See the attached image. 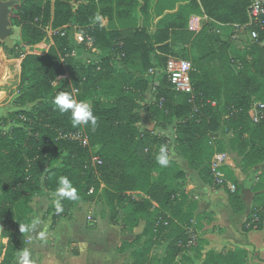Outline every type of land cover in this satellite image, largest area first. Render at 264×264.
Masks as SVG:
<instances>
[{
  "label": "trees",
  "instance_id": "1",
  "mask_svg": "<svg viewBox=\"0 0 264 264\" xmlns=\"http://www.w3.org/2000/svg\"><path fill=\"white\" fill-rule=\"evenodd\" d=\"M162 1L20 0L15 18L20 40L13 50L6 51L11 57L18 45L28 51L21 66L16 101L20 111L13 114L15 126L9 132L0 129V223L9 240L2 264H15L21 237L27 231L22 233L20 225H32L34 200L45 191L55 194L62 176L70 179L80 198L65 199L61 213L51 200L45 218L51 216L54 223L71 218L80 202H89L101 193L114 224L135 230L143 220L152 237L160 233L158 226L173 235L163 264H177L178 256L193 260L191 255L200 251V241L196 248L185 245L187 229L195 227L198 204L191 197L189 176L180 163L171 159L167 167H161L156 162L160 147H174L177 156L197 171L209 167L216 152H226L212 145V139L223 132L235 138L230 151L241 158L243 171L264 162V123L255 126L250 117L252 107L264 102V30L255 28L260 39L242 44V54L214 31L219 24L233 29L232 36L251 37L249 30L233 28L249 22L251 0H171L169 16H163ZM61 29L65 36L57 32ZM81 32L93 38L99 54L76 44L73 35ZM179 45L189 47L194 57L180 56L176 52ZM74 48L77 57L92 56L85 67L75 65ZM171 58L192 62L194 103L189 102L190 96L177 93L166 75L148 74L151 69L161 72ZM119 65H123L120 70ZM130 67L139 75H130ZM84 74V86L76 99L93 102L98 96L99 102L92 106L98 118L95 128L74 127L70 114H60L53 103L61 91L73 94ZM65 76L69 80L60 81ZM151 84L158 86L150 119L156 127L174 130V139L139 126L137 95H145ZM161 115L168 119L164 126L157 125ZM82 130L89 148L63 138ZM92 156H98L102 164L93 166ZM224 172L237 185L233 172L226 168ZM228 192L233 213H242L245 206L239 187ZM253 192L254 209L245 232L264 225V174ZM255 215L258 222L252 219ZM153 239L138 249L140 237L135 238L122 243L118 251L124 254L129 247L134 264H146L155 245ZM247 259L248 252L243 249L209 251L202 264H247Z\"/></svg>",
  "mask_w": 264,
  "mask_h": 264
},
{
  "label": "crops",
  "instance_id": "2",
  "mask_svg": "<svg viewBox=\"0 0 264 264\" xmlns=\"http://www.w3.org/2000/svg\"><path fill=\"white\" fill-rule=\"evenodd\" d=\"M150 121L156 127L155 122L151 119H147L146 124ZM177 158L183 163L180 164L182 169L188 173L189 191L192 199L198 204L194 222L199 234L200 251L193 252L191 255L195 261L194 264H201L200 261H196V257L200 255L204 259L209 251L230 252L236 249L248 252L247 264H264V225L260 230L244 231L254 209L255 193L253 190L259 182V177L264 174V162L250 170L243 171L241 158L233 155L225 167L233 172L237 181L236 187L238 186L241 191L245 206L242 213L234 214L228 201V189L213 184L208 165L196 171L190 169L186 161L178 156ZM48 194L49 192L45 191L42 196L34 200L32 222L39 219L40 223L31 230L27 229L25 235L21 237V246L15 256V264H18L23 249L30 251L34 264H84L81 261L85 248H87L84 239L79 240V253L71 252V243L77 242L73 240L77 231L76 219L63 218L54 223L51 216L45 218V213L51 204L50 199L46 196ZM117 227L120 230L121 226ZM121 229L124 232L120 235L122 242H131L133 239L127 236L128 232L125 233L123 226ZM3 230L4 225L0 223L1 258H4L9 242L8 238L3 236ZM62 242L66 243L64 248ZM123 256L120 255L117 259L119 264L123 262Z\"/></svg>",
  "mask_w": 264,
  "mask_h": 264
},
{
  "label": "rangeland",
  "instance_id": "3",
  "mask_svg": "<svg viewBox=\"0 0 264 264\" xmlns=\"http://www.w3.org/2000/svg\"><path fill=\"white\" fill-rule=\"evenodd\" d=\"M171 0H163L160 3V7L162 9H166L163 16H169V2ZM16 10H14L12 14V27L14 29L13 38L16 39V41L20 40V27L16 26L15 18L16 16ZM214 31L216 35L222 39V41H228L230 44L236 48H231L234 51H236L239 54H242L243 51V45H248L249 42L253 41L252 38L245 34L242 39H234L233 38V29L231 28H218L214 27ZM219 31V32H217ZM74 38L76 39V33H74ZM220 45L216 44L215 48L219 49ZM264 47V46H263ZM75 49V48H74ZM28 51V49L22 48V46H17L14 57L8 56L6 47L4 44L0 42V81H4L5 84L0 88V93L3 95L2 98H0V129L9 132L11 131L15 126V118L13 117V114L20 111V108L16 105V101L19 96L18 92V86L20 83V75L22 72L21 66L25 58V53ZM176 52L180 56L190 55L191 58L194 57V54L191 52L190 48L187 46L179 45L176 47ZM19 55V56H18ZM76 60V66L78 67H85V65L90 63L92 60V56L89 55H80L77 57H74ZM185 60V59H183ZM123 67V65H119V70ZM133 68H129L128 72L130 75L138 76L139 73ZM68 81L69 76H65L60 81ZM84 80H85V74L80 77V82L74 86L73 95L75 98H78L81 94V88L84 86ZM103 85H106V83H103ZM165 90L169 91L168 85H165ZM154 92L148 91L145 95H137V99L140 101L139 104V113L140 116L146 117L148 120H150V116L152 112H155V110L152 108L154 104V100L156 99ZM154 96V99H153ZM99 102V98L96 95L95 99H93L94 105ZM92 101H88L91 106H93ZM159 116V115H158ZM161 120L159 119V122L157 125L164 126L168 123V119H165L164 116L161 115ZM146 119V120H147ZM156 124V123H155ZM147 129L153 130L154 133L158 134L159 136H165L170 138H175L176 134L175 131L169 130H163L162 127H155L154 124L150 121L147 122L145 126H143ZM79 132V131H76ZM73 132V133H76ZM233 138L231 135H226L223 132H219L216 137L212 139L213 141V147H216L217 150H225L230 157L233 156L232 152L230 151V142ZM238 144V143H237ZM169 148V145H168ZM170 150V151H169ZM170 152V160H174L179 162L181 165L183 164L182 161H180L176 156V151L174 150V147L170 146V149H168ZM182 167V166H181ZM188 187V186H187ZM189 190V187H188ZM55 194L49 193L46 195L50 201L54 200L56 197ZM134 197L140 198L137 194H131ZM72 217L75 218L76 221V228L77 231L75 233L76 237L73 238V240H76L77 242L71 243V252L72 253H79L80 250V242L82 239L86 242L87 245H85L87 248H85L84 255L81 259L82 263L84 264H119L117 262V259L120 255L123 256V262L120 264H134L135 258L131 256L132 250L129 247H126V252L124 254L119 253L118 248L122 245V240L120 239V235H122L124 232L121 229L123 224L113 223V214L111 213V210L109 206L107 205L106 198L100 193L96 196H94L89 202H80L79 205L74 209L72 212ZM89 217H92L89 219ZM132 222V221H131ZM120 225V230L117 227ZM146 222L141 220L139 223L138 228L135 230H132L131 228L124 229L127 233V236L130 237V239H135L140 237V244L137 246L139 249L140 247H143V244L145 241L152 239V242L155 244L151 247V252L149 256L147 257V263L146 264H163L164 262L167 263L168 257H169V250L171 243L174 239L173 235L170 233H167L161 229V227H157L158 232L153 237L150 234V231L146 230ZM152 237V238H151ZM60 240H62L60 238ZM132 240V241H133ZM63 248L66 243L62 242ZM73 245V246H72ZM196 248V247H195ZM124 249V250H125ZM66 250V249H65ZM64 251V249H63ZM0 254L2 252L0 251ZM79 261V260H78ZM85 261H88V263H85ZM188 261L190 260L184 256H178L176 259L177 264H188ZM196 261H200L201 264L204 261L203 258H201L200 255L196 257Z\"/></svg>",
  "mask_w": 264,
  "mask_h": 264
},
{
  "label": "built area",
  "instance_id": "4",
  "mask_svg": "<svg viewBox=\"0 0 264 264\" xmlns=\"http://www.w3.org/2000/svg\"><path fill=\"white\" fill-rule=\"evenodd\" d=\"M248 15H249V22L245 25H233V28L236 30H249L251 38L255 41L260 39V32L255 30V28H260L264 30V19L261 17L264 16V0H251L250 6L248 9ZM218 28H224L225 26L216 24ZM197 30H200V28H197ZM59 34L61 33L62 36L66 35V31L64 30H58ZM219 32V31H217ZM52 34V32H50ZM77 38L75 39V42L78 46H83L84 50L86 52H91L93 54H99L98 48L95 46L93 38L84 33H76ZM234 39H242V35H234ZM262 46H264V41L262 42ZM77 50L72 49L71 50V56L76 57ZM193 70V64L191 61L183 60L181 58H171L164 69L156 73L154 69L149 70L148 74L150 76H161L166 75L167 80L172 86V88L179 94H183L186 96H190V103H194V88L192 84L191 79V73ZM64 78V77H63ZM59 83L56 82L55 85H58ZM157 84L150 85V91L154 92L156 91ZM154 94V93H152ZM154 99V96H153ZM156 102V99L154 100V103ZM212 106H215L216 103H211ZM195 112H198V108L194 109ZM250 117L253 125L258 126L261 123H264V102H258L256 103L251 111H250ZM146 117H141V122L139 124L140 127L145 128L143 126L146 125ZM63 138H67L73 141H77L80 143L82 147L89 148L90 143L88 140V137L86 136L85 132L79 131L76 133H71L69 135L63 136ZM231 160L230 155L227 152H216L214 156L212 157L210 163H209V170L212 174L213 184L215 186L219 187H225L230 192L234 193L237 190V187L234 183L229 181L226 177V174L224 172L225 167L229 164ZM102 164V160L98 156H92V165L93 166H99ZM94 190L92 189L90 191V194H93ZM92 217H89L91 219ZM254 222H258L259 218L255 216L252 217ZM199 234L198 231L194 226L187 229V242L186 247L188 249L195 248L199 245ZM3 258L0 257V264H2Z\"/></svg>",
  "mask_w": 264,
  "mask_h": 264
},
{
  "label": "clouds",
  "instance_id": "5",
  "mask_svg": "<svg viewBox=\"0 0 264 264\" xmlns=\"http://www.w3.org/2000/svg\"><path fill=\"white\" fill-rule=\"evenodd\" d=\"M97 19H99V17ZM53 103L56 110H58L60 114H70L71 123L74 127L91 126L95 128L97 126L98 118L94 114L92 106L85 101H78L71 92H59L55 96ZM156 162L161 167H167L169 165L170 157L167 146L160 147L159 152L156 155ZM55 197L56 198L54 199V205L57 213L63 212L64 209L62 202L65 199L70 201H77L80 198L76 187H74L73 183L66 176H62L59 178L58 187L55 191ZM39 223V219H36L32 222L31 226L20 225V230L23 233L26 228L28 230H31ZM18 264H34V261L31 259V253L29 250H21Z\"/></svg>",
  "mask_w": 264,
  "mask_h": 264
},
{
  "label": "water",
  "instance_id": "6",
  "mask_svg": "<svg viewBox=\"0 0 264 264\" xmlns=\"http://www.w3.org/2000/svg\"><path fill=\"white\" fill-rule=\"evenodd\" d=\"M20 5V0H0V42L9 50H13L17 41L13 38L14 29L12 27V14ZM264 19V16L261 17ZM5 84L0 81V88Z\"/></svg>",
  "mask_w": 264,
  "mask_h": 264
},
{
  "label": "bare ground",
  "instance_id": "7",
  "mask_svg": "<svg viewBox=\"0 0 264 264\" xmlns=\"http://www.w3.org/2000/svg\"><path fill=\"white\" fill-rule=\"evenodd\" d=\"M3 95L0 93V98L2 97Z\"/></svg>",
  "mask_w": 264,
  "mask_h": 264
},
{
  "label": "flooded vegetation",
  "instance_id": "8",
  "mask_svg": "<svg viewBox=\"0 0 264 264\" xmlns=\"http://www.w3.org/2000/svg\"><path fill=\"white\" fill-rule=\"evenodd\" d=\"M5 46V45H4ZM6 47V46H5ZM7 48V47H6ZM8 49V48H7ZM2 98V97H1Z\"/></svg>",
  "mask_w": 264,
  "mask_h": 264
}]
</instances>
